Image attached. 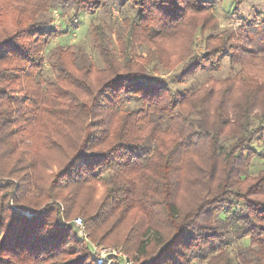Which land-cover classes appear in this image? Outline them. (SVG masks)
I'll return each instance as SVG.
<instances>
[{"label": "trees", "instance_id": "trees-1", "mask_svg": "<svg viewBox=\"0 0 264 264\" xmlns=\"http://www.w3.org/2000/svg\"><path fill=\"white\" fill-rule=\"evenodd\" d=\"M110 6L113 30L90 27L99 63L81 46L47 50L54 11L72 25ZM212 9L0 0V264L65 251L76 216L141 264H264V168L251 173L246 154L264 145V45L251 44L257 22L217 31ZM223 58L233 75L214 74ZM198 71L199 86H171Z\"/></svg>", "mask_w": 264, "mask_h": 264}, {"label": "rangeland", "instance_id": "rangeland-1", "mask_svg": "<svg viewBox=\"0 0 264 264\" xmlns=\"http://www.w3.org/2000/svg\"><path fill=\"white\" fill-rule=\"evenodd\" d=\"M210 2L213 6L212 12L217 21V31H223V30L238 31V28L241 26L245 27L246 23L257 22L258 23L257 27L256 26L252 27L254 25L251 24L252 25L251 27L253 29H247L250 32H252V34L250 33V36L252 37L251 44L257 42L258 45H260V43L264 45V30L262 29L263 27L259 25L260 23L258 22V20L255 21L256 18H259L257 17L259 13L261 12L264 13V0H245L243 5H240L237 8V10L234 9L235 8L234 0H210ZM116 13L117 12L114 7L112 6L108 8L105 7L99 10L97 14L94 16L81 14L77 22H75L72 25H69L66 18H61L59 12L54 11L52 17L53 22L51 24H52V28L56 30L58 35L56 33L57 36L51 38L47 50H51L58 46H62V47H67L70 45L81 46L90 54L91 57L95 59L96 64L99 63L95 55V52L93 51L92 48L90 27L92 24L97 23L98 21H103L109 24L112 29L113 27L112 23L115 20ZM66 29H68L67 33L65 34L59 33V32H64L63 30ZM112 30L111 32L113 34ZM206 34L207 32L204 33L203 36H206ZM112 37H113L112 48L116 50V40L114 39V35ZM48 52L46 51L44 53L45 58L48 56ZM235 69L236 67L232 66L227 58H223L221 59L220 69L215 71L214 74L218 77L229 76L235 73ZM207 76L208 75L206 72L198 71L193 76H190L184 82L181 83L177 82L175 79H172L171 86L176 90L190 89L192 87H196L202 84L206 80ZM254 147H256V150L246 152V154L252 156L251 160L249 159L250 162L249 171L251 173H255L256 171L264 168V158H259V156L256 153L258 151L259 153L264 154V145L262 144L261 147L254 145ZM9 192L10 191H8L7 193L8 197H9ZM102 194H103V188L101 187L100 184L96 185L94 189L95 199L100 198ZM2 201L5 206H7L8 204L13 206L12 202L9 201L7 197L6 198L3 197ZM52 202H50L49 206L51 207L49 208V210L52 209L53 206L55 210L59 209L61 211L60 212L61 215L64 217L66 213L65 206L60 201H52ZM55 210H53V212H55ZM23 214H25V216L27 217L30 216L32 217V214L28 212H23ZM75 215H76V210L74 213L71 214V218H73ZM76 217L70 219L69 221L65 220V223H71L74 228L73 235L66 238L61 243V247L65 248V251H60L57 255H54V257H46L48 259L41 261L38 264H95L93 254L91 253L92 243L96 245H101L103 247H111L115 249L121 248L114 244L109 245V244L92 241L88 235V231L86 229L85 224L83 228V235H80L79 228H77L74 225V219ZM241 242L242 241L233 242L231 245L232 248L234 250L237 249V246H239ZM243 243L247 244L245 240H243ZM136 263L141 264L138 261H136ZM16 264H22V262L19 263L17 262Z\"/></svg>", "mask_w": 264, "mask_h": 264}, {"label": "built area", "instance_id": "built-area-1", "mask_svg": "<svg viewBox=\"0 0 264 264\" xmlns=\"http://www.w3.org/2000/svg\"><path fill=\"white\" fill-rule=\"evenodd\" d=\"M74 225L79 228V234L83 235L84 222L80 217L74 219ZM91 253L93 254L95 264H137L121 248L103 247L92 243Z\"/></svg>", "mask_w": 264, "mask_h": 264}]
</instances>
